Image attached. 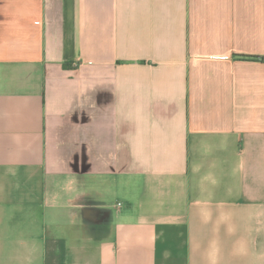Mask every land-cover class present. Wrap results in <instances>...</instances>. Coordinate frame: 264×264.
Listing matches in <instances>:
<instances>
[{
	"label": "crops",
	"instance_id": "obj_1",
	"mask_svg": "<svg viewBox=\"0 0 264 264\" xmlns=\"http://www.w3.org/2000/svg\"><path fill=\"white\" fill-rule=\"evenodd\" d=\"M0 264H264V0H0Z\"/></svg>",
	"mask_w": 264,
	"mask_h": 264
}]
</instances>
